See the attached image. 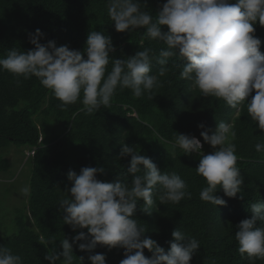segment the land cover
Returning <instances> with one entry per match:
<instances>
[{"label": "trees", "instance_id": "16d2710c", "mask_svg": "<svg viewBox=\"0 0 264 264\" xmlns=\"http://www.w3.org/2000/svg\"><path fill=\"white\" fill-rule=\"evenodd\" d=\"M139 2L142 10L155 18L166 0ZM107 8L108 0H0V57L12 48L25 52L34 49L29 33L34 34L36 29L44 33L42 44L55 41L57 46L67 45L81 52L89 32L98 31L111 37L116 49L110 53L112 59H126L151 49L152 74H158L162 67L159 53L166 45L145 38L142 28L116 31ZM254 27L264 53V26L257 23ZM184 63L178 55L169 58L168 71L159 77V86L152 92L136 97L130 89L117 88L108 106L91 113L79 100L61 109V101L35 76L24 79L0 70V172L11 167L4 152L13 144L25 148L26 160L32 164L28 205L13 219L15 231L0 227V246L20 255L23 264H50L45 259L49 250L62 252L61 240L72 242L80 231H87H74L63 221L66 213L59 203L71 196L68 172L79 174L83 167H102L105 171L97 174L98 179H120L131 185L132 174L127 172L131 157H119L127 144L151 158L161 172L178 173L191 193V198L185 197L178 204L162 203L159 188L154 189V203L146 208L148 213L143 211V200H139L134 218L146 230V237L165 251L177 228L196 238L200 247L191 264H264V259L241 255L235 240L236 225L252 216L249 205L264 202V153L255 150L256 143L264 142V130L249 116L247 102L238 109L231 108L222 99L203 96L192 87V81L181 79ZM111 67L110 63L109 71ZM220 122L231 125L236 132L237 167L244 177L243 199L240 193L230 198L222 189L217 191L226 206L201 200V190L206 186L205 179L196 172L201 154H184L175 144L177 134L195 136L202 142V152L210 154L215 149L204 142L201 131L211 135ZM200 124L205 128L198 127ZM31 150L35 153L28 155ZM83 242L73 243V264H91L88 257L96 253L106 256V264H120L125 258V250L119 247L109 250L98 245L91 253L81 251L79 243ZM144 255L151 258L153 254L145 249ZM56 264H64L63 257Z\"/></svg>", "mask_w": 264, "mask_h": 264}, {"label": "clouds", "instance_id": "9594fccd", "mask_svg": "<svg viewBox=\"0 0 264 264\" xmlns=\"http://www.w3.org/2000/svg\"><path fill=\"white\" fill-rule=\"evenodd\" d=\"M107 11L116 31L142 28L145 38L166 45L159 53L158 63L162 67L158 74H152L151 49L126 59H112L110 53L116 51L115 46L111 37L102 32L90 31L81 52L67 45L57 46L55 41L42 44L44 33L40 29L29 33L34 49H10L5 57H0V70L24 79L35 76L61 101V109L79 100L91 113L108 106L117 88L130 89L136 97L152 92L159 86V77L166 75L169 58L178 55L185 61L181 79L192 81V87L203 96L222 99L231 108L238 109L247 102L249 116L264 130V53L254 27L257 23L264 26V0H166L155 18L142 10L139 0H108ZM198 127L203 129L205 125ZM201 136L215 149L212 153L205 155L201 140L195 136L177 134L175 144L184 154H201L196 167L197 174L206 181L201 200L226 206L217 191L222 189L227 197L236 198L244 184L237 167L236 132L231 125L220 122L213 134L201 131ZM255 150L264 153V142L256 143ZM127 156L131 157L127 168L132 174L131 185L120 179H98L97 174L105 171L102 167H83L79 174L74 170L68 172L71 196L59 203L66 213L63 221L74 231H87H80L72 242L67 238L61 240L62 252L49 250L45 259L50 264H56L61 257L64 264H73V243L80 241L84 242L79 243V249L90 253L98 245L109 250L123 248L125 258L120 264H191L200 247L196 238L177 228L172 232L170 248L165 251L144 235L146 230L134 218L139 200H143L145 212L153 205L154 189L159 188L162 203L178 204L185 197L191 198L185 181L176 172H161L151 158L124 144L119 157ZM22 191L27 195L30 188L24 187ZM243 198L241 194L240 199ZM249 209L251 218L236 225L238 251L250 259H264V202L251 203ZM40 240L44 242L43 237ZM145 249L152 252L151 258L144 255ZM88 259L91 264H106V256L101 253ZM0 264H23V259L10 248L0 246Z\"/></svg>", "mask_w": 264, "mask_h": 264}, {"label": "rangeland", "instance_id": "374dc122", "mask_svg": "<svg viewBox=\"0 0 264 264\" xmlns=\"http://www.w3.org/2000/svg\"><path fill=\"white\" fill-rule=\"evenodd\" d=\"M24 150V147L13 144L4 152L11 164L8 171L0 172V227L4 230L10 228L15 231L13 219L28 205L29 194L25 195L22 190L30 187L32 164L31 160H26Z\"/></svg>", "mask_w": 264, "mask_h": 264}, {"label": "built area", "instance_id": "2783aa9c", "mask_svg": "<svg viewBox=\"0 0 264 264\" xmlns=\"http://www.w3.org/2000/svg\"><path fill=\"white\" fill-rule=\"evenodd\" d=\"M40 141H42V138H40ZM35 153V150H31L30 152H28V155H33Z\"/></svg>", "mask_w": 264, "mask_h": 264}]
</instances>
